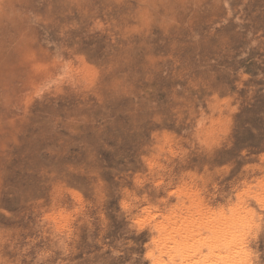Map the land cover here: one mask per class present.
I'll use <instances>...</instances> for the list:
<instances>
[{
    "label": "rangeland",
    "instance_id": "rangeland-1",
    "mask_svg": "<svg viewBox=\"0 0 264 264\" xmlns=\"http://www.w3.org/2000/svg\"><path fill=\"white\" fill-rule=\"evenodd\" d=\"M234 216L264 264V0H0V264H222Z\"/></svg>",
    "mask_w": 264,
    "mask_h": 264
},
{
    "label": "bare ground",
    "instance_id": "bare-ground-1",
    "mask_svg": "<svg viewBox=\"0 0 264 264\" xmlns=\"http://www.w3.org/2000/svg\"><path fill=\"white\" fill-rule=\"evenodd\" d=\"M238 203V202H237ZM235 205V204H234ZM234 207V206H233ZM238 207V206H237ZM238 209V208H237ZM147 210V209H146ZM240 210H241V208H240ZM148 211V210H147ZM245 212V211H244ZM243 212V213H244ZM153 214V213H152ZM247 216H248V214L247 213H245ZM154 215V214H153ZM240 215V214H239ZM237 216H238V214H237ZM153 216H150V218H152ZM230 217V216H229ZM243 217V216H242ZM241 217V218H242ZM148 218V217H147ZM147 218H146V220H147ZM225 218V217H224ZM165 219V218H164ZM220 219H221V221L222 222H224V223H222L221 224V227L222 226H225L223 229H221L220 230V232L218 233V239L217 240H214V239H210V241L208 242V246L206 247L207 248V252H208V254L210 253V254H212V253H214V252H218L219 254H220V256H217V258L219 257V261L222 263V264H245L244 263V261H243V256H244V249H243V242H239V244H237V245H235L234 246V248H231L230 246H232V245H230L232 242H238V241H240V236H242V235H240V236H238V234L239 233H242V231H243V229H244V218L242 219V221L240 220L239 221V217H238V219H237V217L235 218V216L233 217V218H231V219H228V218H225V221L227 222V225L225 224L226 222L224 221V219L223 218H221L220 217ZM219 219V220H220ZM66 220V219H65ZM153 220V219H152ZM170 220V219H169ZM245 220L247 221V219H246V217H245ZM229 221L231 222L230 224H229ZM244 221V222H243ZM155 222V221H154ZM169 223H171V222H169ZM168 223V224H169ZM233 223V224H232ZM156 224V223H155ZM155 224H154V226L153 227H155V229H156V231L158 232H160L161 234H162V236H161V234H160V237H159V240L158 241H156V243H157V246H158V243L160 244V240L162 239V242H163V248L165 247V249H166V244L167 243H170L171 245H173V244H175V246L176 247H174V246H171L170 245V249H176L177 248V246H178V249H179V251L181 252L178 256H181L182 257V255H186L187 254V252L185 253V251H189L187 248H186V245L184 244V242L181 240L180 241V243H178V245L174 242V233H172V232H166V226H160L158 223L156 224V226H155ZM225 224V225H224ZM229 224V225H228ZM159 225V226H158ZM245 225H246V223H245ZM229 226V227H228ZM177 234V233H176ZM240 237V238H239ZM239 238V239H238ZM238 239V240H237ZM155 240V239H154ZM242 241H243V239H242ZM152 242V241H151ZM155 243V244H156ZM215 244H218V250H216L215 251ZM156 249V248H155ZM232 249H235V250H232ZM177 250V249H176ZM227 251L228 250V253L226 254L225 253V255H222L221 256V253L223 252V251ZM155 251H158V250H155ZM222 251V252H221ZM171 252V251H170ZM169 252V253H170ZM166 253H168V251H166ZM185 253V254H184ZM189 253H190V251H189ZM160 254V253H159ZM218 254V255H219ZM155 255H156V253H155ZM171 255V254H170ZM159 255L158 256H156V259H155V261H153L152 260V262H154V263H156V264H162V263H160V261H159ZM161 257V256H160ZM175 257V256H174ZM184 257V256H183ZM152 258H155L154 257V255L152 256ZM172 258H173V256L172 257H170L169 258V260L171 261L172 260ZM180 258V257H179ZM232 260H234V262H232Z\"/></svg>",
    "mask_w": 264,
    "mask_h": 264
}]
</instances>
